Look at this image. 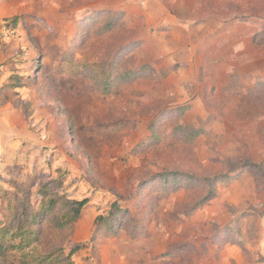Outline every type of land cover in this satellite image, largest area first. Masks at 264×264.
I'll return each mask as SVG.
<instances>
[{
  "label": "rangeland",
  "instance_id": "1",
  "mask_svg": "<svg viewBox=\"0 0 264 264\" xmlns=\"http://www.w3.org/2000/svg\"><path fill=\"white\" fill-rule=\"evenodd\" d=\"M112 13L121 23L104 33ZM15 17V33L0 39V197L21 189L32 210L49 184L88 204L70 227L45 225L23 252L48 261L12 251L0 264L264 258L255 170L218 184L201 207L200 186L165 192L155 181L235 176L246 161L264 168V0H0V27ZM108 70L115 82L104 95ZM132 72L135 81L117 78ZM181 126L202 134L187 140ZM113 204L124 211L117 233L92 252L93 222Z\"/></svg>",
  "mask_w": 264,
  "mask_h": 264
},
{
  "label": "trees",
  "instance_id": "2",
  "mask_svg": "<svg viewBox=\"0 0 264 264\" xmlns=\"http://www.w3.org/2000/svg\"><path fill=\"white\" fill-rule=\"evenodd\" d=\"M92 18L94 17H90L87 21ZM17 20L16 17L11 19L9 26L7 27L11 30H16L18 25ZM120 23L121 15L118 13H112L109 19L104 22L101 29L104 33H109L118 27ZM72 48H75V39L73 40L70 49ZM116 58L117 57L114 59ZM111 66L112 68H115V63H112ZM100 68L101 67H97V69ZM109 73L110 71L108 70L106 72L107 76L103 78L104 82L101 89L104 95L111 93L113 89L112 84L115 82V80H113L115 77L110 79L111 73ZM138 77H140L139 72L124 73L117 76L118 79H126V81H135ZM170 114H172V112ZM179 130L178 134L185 136L187 140H193L202 134L199 130L189 129L184 126H181ZM154 138L155 137L152 136L149 140L154 141ZM246 170H255L258 173L264 188V168L261 164L252 163L251 161L244 162L241 167V173L235 176L217 174L205 178H198L183 172H169L157 175L155 181L157 184H161V190L163 188L165 192L169 190L176 191L181 188L182 185L190 189H194L197 185L200 186L202 192L205 191V196L200 199L199 206L196 204L197 208V206L201 207L215 198L216 187L218 184L232 182ZM58 193L59 192L52 191L49 184L43 185L38 191V195L41 197L40 204L30 210L26 205L28 204L25 199L27 198V195L23 193L21 189H16L14 192L10 190L4 192L0 197V260L6 258L7 254L12 251L20 253L22 261L28 259L31 261L30 263H34L36 260H42L45 262L51 258L52 255L50 254L39 255L37 258L33 253L23 252L30 247L31 243L36 242L37 236L45 225L50 224L53 228L70 227L77 222L83 209L88 204L87 199L80 201L63 199ZM20 205L22 206L21 208ZM123 214L124 211L120 209L117 204H113L107 215H99L95 218L93 222L94 229L88 242V246L91 248L92 252H96L100 237L117 233V223L120 222ZM16 240L18 241L14 244ZM234 243L240 242L235 241ZM83 247H85V243L75 245L69 252V258ZM57 260H59V258H57ZM22 261L20 264H23ZM258 264H264V258L260 257Z\"/></svg>",
  "mask_w": 264,
  "mask_h": 264
},
{
  "label": "built area",
  "instance_id": "3",
  "mask_svg": "<svg viewBox=\"0 0 264 264\" xmlns=\"http://www.w3.org/2000/svg\"><path fill=\"white\" fill-rule=\"evenodd\" d=\"M13 33H15V30H11L7 26L0 27V39L6 38V37L12 35Z\"/></svg>",
  "mask_w": 264,
  "mask_h": 264
},
{
  "label": "crops",
  "instance_id": "4",
  "mask_svg": "<svg viewBox=\"0 0 264 264\" xmlns=\"http://www.w3.org/2000/svg\"><path fill=\"white\" fill-rule=\"evenodd\" d=\"M261 24V26L264 28V23H260ZM263 258V257H262ZM258 264V263H257Z\"/></svg>",
  "mask_w": 264,
  "mask_h": 264
}]
</instances>
